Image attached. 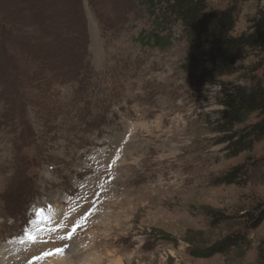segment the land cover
Listing matches in <instances>:
<instances>
[{
	"label": "rangeland",
	"instance_id": "1",
	"mask_svg": "<svg viewBox=\"0 0 264 264\" xmlns=\"http://www.w3.org/2000/svg\"><path fill=\"white\" fill-rule=\"evenodd\" d=\"M157 22L142 0H0V264H264V219L228 217L264 207V138L233 156L211 64Z\"/></svg>",
	"mask_w": 264,
	"mask_h": 264
},
{
	"label": "trees",
	"instance_id": "2",
	"mask_svg": "<svg viewBox=\"0 0 264 264\" xmlns=\"http://www.w3.org/2000/svg\"><path fill=\"white\" fill-rule=\"evenodd\" d=\"M246 1L231 0L230 4L219 9L211 0H142L147 10L158 18V27L172 28L179 23L184 39L211 64L207 74L210 82L220 87L218 102L223 107L218 111L215 130L225 135L222 142L228 143L233 156L251 151L255 142L264 138V0L250 19L249 30L235 34L239 8ZM169 40V37H160L157 43L169 45ZM251 56L256 58L252 68L241 64ZM240 73L235 82L223 80ZM254 114L257 120L250 122ZM248 176L247 168L236 167L220 183H240ZM228 217L232 220L248 219L254 228L264 219V207ZM247 241L245 234L232 233L204 249L199 256L227 253Z\"/></svg>",
	"mask_w": 264,
	"mask_h": 264
},
{
	"label": "bare ground",
	"instance_id": "3",
	"mask_svg": "<svg viewBox=\"0 0 264 264\" xmlns=\"http://www.w3.org/2000/svg\"><path fill=\"white\" fill-rule=\"evenodd\" d=\"M52 257V256H51ZM71 258L70 254H60L59 252L56 251V253L53 255L52 257V261L54 262L53 264H73L72 262H68V259ZM92 258H88L87 261L84 262H80V264H91L92 262ZM56 262V263H55Z\"/></svg>",
	"mask_w": 264,
	"mask_h": 264
}]
</instances>
